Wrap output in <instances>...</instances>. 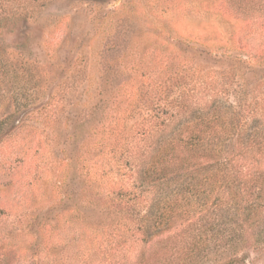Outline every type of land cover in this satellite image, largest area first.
<instances>
[{"label": "rangeland", "instance_id": "rangeland-1", "mask_svg": "<svg viewBox=\"0 0 264 264\" xmlns=\"http://www.w3.org/2000/svg\"><path fill=\"white\" fill-rule=\"evenodd\" d=\"M247 3L0 2V120L21 127L0 141V247L67 264L80 231L115 217L109 184L130 186L129 145H145L163 109L214 104L212 113L232 109L241 125L264 121V24L232 15ZM261 240L212 251L204 264H264ZM124 255L135 261L139 248Z\"/></svg>", "mask_w": 264, "mask_h": 264}, {"label": "trees", "instance_id": "trees-1", "mask_svg": "<svg viewBox=\"0 0 264 264\" xmlns=\"http://www.w3.org/2000/svg\"><path fill=\"white\" fill-rule=\"evenodd\" d=\"M45 1L0 0L3 8ZM242 1H248L246 7L236 6L232 15L264 24V0ZM213 108L163 109L166 119L145 145H129L133 181L126 186L112 178L113 189L105 196L115 217L88 235L80 231L73 239L78 253L69 252L67 264H94L99 253L107 264H204L212 251L261 243L264 121L241 125L243 117L232 109L219 116ZM12 118L0 120V141L20 130L10 126ZM134 148L137 154H132ZM115 166L121 169L118 162ZM134 248H139L135 261L116 257L118 251ZM38 257L30 254L27 259L24 253L0 247V264H39Z\"/></svg>", "mask_w": 264, "mask_h": 264}]
</instances>
